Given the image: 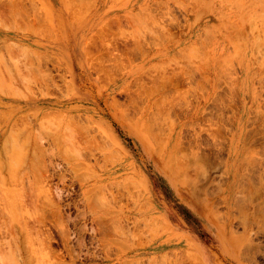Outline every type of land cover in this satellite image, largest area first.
Here are the masks:
<instances>
[{
    "label": "rangeland",
    "instance_id": "1",
    "mask_svg": "<svg viewBox=\"0 0 264 264\" xmlns=\"http://www.w3.org/2000/svg\"><path fill=\"white\" fill-rule=\"evenodd\" d=\"M4 263L264 264V0H0Z\"/></svg>",
    "mask_w": 264,
    "mask_h": 264
},
{
    "label": "bare ground",
    "instance_id": "2",
    "mask_svg": "<svg viewBox=\"0 0 264 264\" xmlns=\"http://www.w3.org/2000/svg\"><path fill=\"white\" fill-rule=\"evenodd\" d=\"M10 5V4H9ZM12 6V5H11ZM13 6H14V2H13ZM15 8V7H14ZM20 9V8H19ZM86 9V8H85ZM18 10V9H17ZM16 10V11H17ZM23 10V9H22ZM262 10V9H261ZM15 12V11H14ZM21 12V11H20ZM26 13V12H25ZM81 16V15H80ZM20 17H22V16H20ZM134 17V16H133ZM23 18V17H22ZM11 19V18H10ZM11 21V20H10ZM13 23V22H12ZM11 23V24H12ZM22 23V22H21ZM131 23V22H130ZM8 24V23H7ZM139 24V23H138ZM146 24V23H145ZM139 26V25H138ZM137 27V26H136ZM263 29V28H262ZM16 30V29H15ZM146 30V29H145ZM144 32V31H143ZM146 32V31H145ZM148 32H150V30L148 31ZM147 32V33H148ZM155 37V36H154ZM104 39V38H103ZM14 48V47H13ZM203 49V48H202ZM204 50V49H203ZM20 52V51H19ZM24 52V51H23ZM29 55V54H28ZM204 55V54H203ZM18 56V55H17ZM25 56V55H24ZM33 56V55H32ZM13 59V58H12ZM10 60V59H9ZM29 62V61H28ZM11 63V62H10ZM8 64V63H7ZM27 63H25V65H26ZM31 64H32V62H31ZM10 66V65H9ZM10 68V67H9ZM25 68V67H24ZM3 70V69H2ZM20 70V69H19ZM103 70V69H102ZM158 70V69H157ZM12 71V70H11ZM17 71V70H16ZM30 72V71H29ZM104 72V71H103ZM162 72H163V70H162ZM17 73V72H16ZM108 73V72H107ZM110 74V73H109ZM203 74V73H202ZM30 75V74H29ZM36 75V74H35ZM165 75V74H164ZM9 76V75H8ZM27 76H28V72H27ZM6 78V77H5ZM35 80V79H34ZM178 82V81H177ZM26 84V83H25ZM29 86V85H28ZM143 88V87H142ZM141 88V89H142ZM193 91V90H192ZM193 93V92H192ZM145 94H146V92H145ZM180 94V93H179ZM141 95V94H140ZM139 95V96H140ZM142 95H143V93H142ZM257 96V95H256ZM174 97H176V96H174ZM165 107V106H164ZM158 108V107H157ZM164 110V109H163ZM166 111V110H165ZM164 111V112H165ZM163 114V113H162ZM127 115V114H126ZM165 115V114H164ZM168 115V114H167ZM153 117V116H152ZM155 117V116H154ZM167 117V116H166ZM150 121H151V119H150ZM154 121V120H153ZM169 123V122H168ZM69 131H70V129H69ZM42 132V131H41ZM64 133H65V131H64ZM67 133V132H66ZM65 135V134H64ZM156 137H158L157 135H156ZM39 140V139H38ZM155 140H156V138H155ZM158 140H159V138H158ZM161 142V141H160ZM163 143H164V141H163ZM163 143H162V145H163ZM236 144V143H235ZM251 151V150H250ZM161 152V151H160ZM157 153V152H156ZM253 156V155H252ZM182 163V162H181ZM178 165H180V164H178ZM187 165V164H186ZM250 165V164H249ZM257 165V164H256ZM35 167V166H34ZM184 167V166H183ZM250 167V166H249ZM253 167V166H252ZM256 168V167H255ZM254 169V168H253ZM183 170V169H182ZM238 172V171H237ZM186 176V175H185ZM256 178V177H255ZM258 179V178H257ZM191 180V179H190ZM263 180V179H262ZM243 182V181H242ZM246 183V182H245ZM253 185V184H252ZM247 186H249V185H247ZM257 186V185H256ZM250 188V187H249ZM234 189V188H233ZM259 189V188H258ZM24 190V189H23ZM34 190V189H33ZM246 190V189H245ZM5 191V190H4ZM8 191V190H7ZM35 191V190H34ZM244 191V190H243ZM32 193V192H31ZM4 194V193H3ZM248 194V193H247ZM17 195V194H16ZM245 195V194H244ZM247 196V195H246ZM24 197V196H23ZM242 198V197H241ZM8 200V199H7ZM19 200V199H18ZM243 203V202H242ZM240 204V203H239ZM18 205V204H17ZM9 206V205H8ZM19 206V205H18ZM10 208V207H9ZM13 208V207H12ZM246 208V207H245ZM12 211V210H11ZM257 212V211H256ZM16 213V212H15ZM16 215V214H15ZM38 218V217H37ZM26 222V221H25ZM261 227V226H260ZM24 231V230H23ZM26 236V235H25ZM29 243V242H28ZM27 245V244H26ZM32 245V244H31ZM12 247V246H11ZM14 250V249H13ZM12 251V250H11ZM9 253V252H8ZM6 255V254H5ZM12 257V256H11ZM11 262V261H10ZM12 263V262H11ZM5 264V263H4Z\"/></svg>",
    "mask_w": 264,
    "mask_h": 264
}]
</instances>
